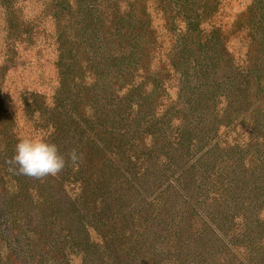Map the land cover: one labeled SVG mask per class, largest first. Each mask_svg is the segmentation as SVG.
Segmentation results:
<instances>
[{"label": "rangeland", "instance_id": "374dc122", "mask_svg": "<svg viewBox=\"0 0 264 264\" xmlns=\"http://www.w3.org/2000/svg\"><path fill=\"white\" fill-rule=\"evenodd\" d=\"M262 58L264 0H0V136L14 138L8 150L0 137V264H83L84 240L100 247L88 264H105L110 236L131 251L138 219L119 226L97 185L104 174L133 180L151 170L163 176L161 197L196 160L191 148L177 161L180 136L201 141L198 157L218 145L214 174L237 158L243 170L254 166L228 240L241 262L246 247L264 250V208L262 226L244 220L264 204ZM22 136L57 144L66 166L40 179L15 174L10 158ZM215 180L206 204L218 196ZM76 198L89 212L88 238L69 234L66 202ZM199 210L180 203L176 213L192 220ZM153 258L179 264L173 251Z\"/></svg>", "mask_w": 264, "mask_h": 264}, {"label": "trees", "instance_id": "16d2710c", "mask_svg": "<svg viewBox=\"0 0 264 264\" xmlns=\"http://www.w3.org/2000/svg\"><path fill=\"white\" fill-rule=\"evenodd\" d=\"M8 1L10 0H6V2ZM254 8H257L255 4ZM185 22L188 25L192 23L187 20ZM258 64L260 67L256 71L255 78L259 86L264 87V58L259 59ZM255 67L256 64L253 68L255 69ZM210 95H214V92H211ZM0 137L7 140L6 146L10 150L14 144V138ZM187 142L189 143L187 144ZM200 143L199 140L180 136L177 143L179 149L175 150L177 161L183 162L185 156L190 155L191 148L195 149L193 158L196 160L191 166H186V163L182 167L185 168L178 177L175 180L172 178V183L163 188L161 197L154 196L156 191H160L162 188L160 181L163 179V176L156 171L147 170L140 178L133 180L122 173L114 174L117 176H113L111 179L108 176L107 179L104 174L99 184L96 180L98 190L103 195L101 204L112 210H117L119 226H124L127 217L132 218L134 222L138 219L137 223H139L138 226L134 225L138 233L133 236L131 251L128 253L115 248L111 243L114 240L113 236H110L108 242L105 243L108 251L105 264H150V261H155L153 257L170 251L174 252L179 264H264V250L259 249L252 252L246 247L245 258L241 262L240 259L233 256V250L236 247L235 244H232L233 239L228 240L230 226L238 215V206L241 205L238 195L241 190L248 191L250 185L253 184L251 177L254 176V166L249 163L250 167L248 165L249 168L243 170L244 159L237 158L238 162L234 160L223 168L219 167L217 174H214L211 170L215 166L212 169L210 166L216 161V154L213 152L215 153L214 150L218 148V145L215 144V146L207 148V152L198 157L196 156L199 154L198 150L202 149L199 148ZM224 150L221 151L223 156L230 161L233 160L236 154L234 150L230 148ZM107 171L111 172L109 169ZM82 173L83 169L78 172V175ZM210 178L216 179L215 183H220V186L215 190L217 198L212 203L206 204L208 194L212 191L209 188L212 183ZM115 179H118L117 182ZM81 185L82 191L85 192L88 185H85L83 181H81ZM95 189L97 190V187ZM48 199L52 198L48 196ZM80 199L76 198V201L69 199L70 202H66L68 205L66 207L69 208L65 217L70 224L74 225V228L69 230V234L75 235L77 232H82L88 238L87 225L89 224H86L85 221L89 212L78 208L79 204L77 203ZM180 203L187 205L188 209L200 208L196 214L197 218L189 220L184 215L176 213ZM202 206L204 207L202 208ZM253 207L254 205H251L249 208ZM73 208L75 212H72ZM263 208L264 204H261L259 208L257 207L255 215H248L244 220L262 226L258 222V215ZM175 216L179 217L175 218ZM243 233L247 235V230ZM165 240L168 242L165 243ZM80 243L83 247L81 252L83 264H88L91 256L97 255L100 247L92 246L85 240ZM161 243L164 245L163 250H160ZM142 247L145 254L141 252ZM95 264H99V262L95 261Z\"/></svg>", "mask_w": 264, "mask_h": 264}, {"label": "clouds", "instance_id": "9594fccd", "mask_svg": "<svg viewBox=\"0 0 264 264\" xmlns=\"http://www.w3.org/2000/svg\"><path fill=\"white\" fill-rule=\"evenodd\" d=\"M68 158L76 160L74 150L68 154ZM66 162L57 144L39 136L19 137L10 158L15 174L35 179L57 175Z\"/></svg>", "mask_w": 264, "mask_h": 264}]
</instances>
